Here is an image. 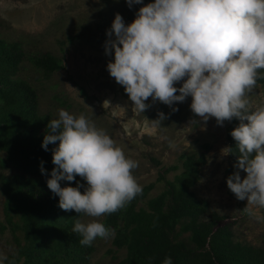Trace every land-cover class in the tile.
Returning <instances> with one entry per match:
<instances>
[{
    "label": "clouds",
    "instance_id": "1",
    "mask_svg": "<svg viewBox=\"0 0 264 264\" xmlns=\"http://www.w3.org/2000/svg\"><path fill=\"white\" fill-rule=\"evenodd\" d=\"M127 4L143 6L131 23L117 13L107 30L106 54L112 55L114 49V60L107 64L110 76L140 112L150 107L149 98L172 107L191 97V111L204 123L215 118L223 126L226 120L238 119L239 125L231 131L237 170L228 176L227 186L238 200H247L242 209L246 215L264 219L259 215L264 209V106L254 108L249 99L258 80L264 79V0L147 4L127 0ZM164 119L161 112L158 121ZM57 141L47 186L59 197L62 210L88 218L77 219L72 232L79 235L82 246H91L98 238H114V230L99 218L125 209L142 195L143 185L134 174L139 161L126 155L90 118L64 108L49 120L42 147L47 151ZM231 152L223 150L224 155ZM43 164L41 173L47 176ZM241 170L246 172L243 178ZM78 176L86 186L77 181ZM62 181L76 184L62 186ZM6 262L14 264L0 252V264ZM162 264L173 260L166 257Z\"/></svg>",
    "mask_w": 264,
    "mask_h": 264
},
{
    "label": "rangeland",
    "instance_id": "2",
    "mask_svg": "<svg viewBox=\"0 0 264 264\" xmlns=\"http://www.w3.org/2000/svg\"><path fill=\"white\" fill-rule=\"evenodd\" d=\"M142 6L130 8L127 0H0V37L21 46L26 61L19 78L35 88L38 112L45 122L56 118L61 108L90 118L126 155L139 161L134 174L143 189L152 186L148 199L166 190L165 178L174 180L184 172L187 157L205 156L193 188L197 197L208 203L204 219L210 221L216 213L221 217L217 227L228 226L236 242L261 247L264 219L246 215L242 209L247 200H238L227 186L228 176L237 170L231 153L223 154V150L230 151V121L223 126L217 125L215 118L204 123L191 111V97L172 106L178 111L149 98L150 107L140 112L132 107L124 87L110 76L107 64L114 60V49L112 55L106 54L107 30L117 13L131 23ZM50 53L63 68L48 74L37 69L32 60ZM249 99L254 108L264 106V84H257ZM161 112L166 116L162 122L158 121ZM7 156L0 149V252L9 260L20 257L18 264H24L25 257L19 254L26 240L22 229L15 226L22 223L21 216L17 212L14 223L8 221L3 186L4 177L22 175L23 171L9 163ZM244 176L246 172L241 170ZM141 206L146 202H140ZM259 215L264 217V209ZM79 219L88 218L81 215ZM99 219L104 223L106 215ZM112 230L114 238L94 241L90 264H120L126 259L128 251L115 245L116 230Z\"/></svg>",
    "mask_w": 264,
    "mask_h": 264
},
{
    "label": "trees",
    "instance_id": "3",
    "mask_svg": "<svg viewBox=\"0 0 264 264\" xmlns=\"http://www.w3.org/2000/svg\"><path fill=\"white\" fill-rule=\"evenodd\" d=\"M20 47L0 37V149L7 152L9 163L23 171L22 175L3 178L8 221L13 224L17 212L21 216L22 223L15 226L22 229L26 240L19 254L25 257L24 264H90L93 244L82 246L79 235L72 232L80 216L62 210L59 197L47 186L55 167L52 149L59 141L49 144L47 151L42 147L49 122L39 115L35 88L19 78L26 61ZM32 61L48 74L63 68L51 53ZM257 84H264V79ZM239 123L233 118L227 129L235 161L238 153L231 131ZM204 157H187L184 172L174 180L165 178L167 188L157 197L148 199L150 186L125 209L106 215L105 225L116 230L115 245L128 251L120 264H162L169 256L173 264H264V239L261 247L236 242L228 226L217 227L221 219L218 214L214 213L210 221L204 219L208 203L193 191ZM41 161L47 176L41 173ZM77 181L86 186L81 177ZM69 183L75 186L76 181L61 182L62 186ZM142 201L146 206L139 207ZM184 234L189 236L182 238ZM10 260L18 264L20 257Z\"/></svg>",
    "mask_w": 264,
    "mask_h": 264
}]
</instances>
